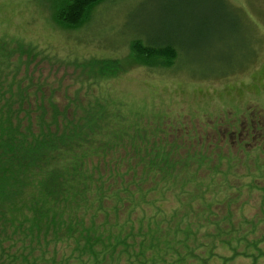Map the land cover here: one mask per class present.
I'll list each match as a JSON object with an SVG mask.
<instances>
[{"label": "trees", "instance_id": "obj_1", "mask_svg": "<svg viewBox=\"0 0 264 264\" xmlns=\"http://www.w3.org/2000/svg\"><path fill=\"white\" fill-rule=\"evenodd\" d=\"M104 1L69 0L58 23L77 30ZM131 50L124 65L85 61L62 93L35 77L42 51L0 36V264H264V212L247 218L242 196L264 191V147L166 129L90 94L178 57Z\"/></svg>", "mask_w": 264, "mask_h": 264}, {"label": "rangeland", "instance_id": "obj_2", "mask_svg": "<svg viewBox=\"0 0 264 264\" xmlns=\"http://www.w3.org/2000/svg\"><path fill=\"white\" fill-rule=\"evenodd\" d=\"M67 1L0 0V36L45 55L35 63L37 81L61 85L64 93L91 58L123 64L133 43L170 45L178 55L172 68L131 66L90 94L122 102L126 112L166 129L216 142L217 133H227L233 146L264 147V0H105L77 30L58 23ZM261 194H242L247 218L264 212Z\"/></svg>", "mask_w": 264, "mask_h": 264}]
</instances>
